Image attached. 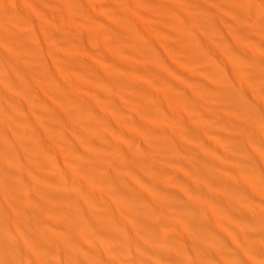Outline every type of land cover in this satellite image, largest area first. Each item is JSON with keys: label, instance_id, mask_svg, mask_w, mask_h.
I'll list each match as a JSON object with an SVG mask.
<instances>
[{"label": "bare ground", "instance_id": "obj_1", "mask_svg": "<svg viewBox=\"0 0 264 264\" xmlns=\"http://www.w3.org/2000/svg\"><path fill=\"white\" fill-rule=\"evenodd\" d=\"M48 1L0 0V264H264V0Z\"/></svg>", "mask_w": 264, "mask_h": 264}, {"label": "rangeland", "instance_id": "obj_2", "mask_svg": "<svg viewBox=\"0 0 264 264\" xmlns=\"http://www.w3.org/2000/svg\"><path fill=\"white\" fill-rule=\"evenodd\" d=\"M102 2H103V4H104V7H105V9H109V10H114L113 12H114V14H113V16H114V18H116V20L114 21V22H112L111 24H107V28H108V30H109V32L111 33V34H114V35H121L122 34V26L121 25H119L118 24V22L121 20V16H122V14H121V12L120 11H117L116 9H115V7H114V4H113V2H112V0H102ZM56 8H57V3L55 2V0H49L48 2H47V4H46V9L47 10H49V12H51V15H52V17L53 18H55V19H57L58 18V14H57V10H56ZM178 16H179V18L183 21V22H186V20L187 19H184L183 18V16H182V12H178ZM263 26H264V23L262 24ZM261 25V26H262ZM71 36H70V40H71V44H72V46L73 47H75V48H77V49H81V50H85V51H87L88 53H90L91 55H93V56H96V55H100V53H99V47L97 46L96 47V45H94V43H93V41H92V39L91 38H89L86 34H83V33H80V32H72L71 34H70ZM181 44H183L184 46H185V48H186V50L190 53V57H191V55H194V56H196L197 58H195L198 62H199V64H200V62H202V63H204L206 60H208V59H212V60H216V58L214 57V56H210V57H207V53H206V51L205 50H203V51H201V52H199V50L198 49H203V46L201 47V42H200V40L198 39V38H185L184 40H183V43H181ZM192 51V52H191ZM97 57V56H96ZM205 64V63H204ZM5 75H6V69H5V67H2V68H0V78H4L5 77ZM4 89H6L3 85H0V98L1 99H5L6 98V96H4L3 94H2V92H3V90ZM5 95H6V92H5ZM14 140H15V138H14ZM14 142V144H16V141H13ZM3 144L4 143H2L1 144V146L3 147ZM81 144H79V147L78 148H80L79 150L81 151L83 148H86V147H84V145L82 146H80ZM15 147H16V152H17V154H18V156H19V151H18V148H17V146L16 145H14V149H15ZM81 147H83V148H81ZM11 150V151H13V155L11 156V155H9V156H11L12 158H13V160H16L15 159V154H14V151L15 150ZM60 150H63L62 151V153H64V150H65V147L63 148V147H61V148H59ZM46 151V150H45ZM83 151V150H82ZM15 152V153H16ZM2 153V152H1ZM1 153H0V162H1V160H3L2 162L3 163H6L5 165H7V164H10V161L9 160H11V157H9L8 155H6L8 158H10L9 160H6V159H8V158H6V156L4 155H1ZM12 154V153H11ZM16 154V155H17ZM72 157V156H71ZM2 158V159H1ZM4 158H6V159H4ZM4 160H6L5 162H4ZM9 162V163H8ZM11 162H12V160H11ZM17 161H15V163H16ZM3 163H1L2 165H3ZM13 163H14V161H13ZM17 164V163H16ZM5 165H3L4 167H5ZM10 165H12V164H10ZM8 166V165H7ZM13 166V165H12ZM15 166V165H14ZM6 168V167H5ZM10 177V176H9ZM0 178H1V176H0ZM2 179V178H1ZM10 180V179H9ZM8 180V181H9ZM111 187H113L112 185H111ZM108 212L110 213V216H111V212L108 210ZM123 221V220H122ZM124 222V221H123ZM118 230L122 233V236H123V239H127L128 238V236H124V233H125V225H120L119 227H118ZM1 239V241H2V238H0ZM16 249V248H15ZM15 249L14 248H12V250H14V252H15ZM13 252V253H14ZM18 253H19V251H18ZM20 254V253H19ZM16 257H11L10 258V260H9V258L8 257H4V259L6 258H8L7 259V261H6V259L5 260H3L4 262H6V264H17V262L18 261H20L22 258H24L25 256L24 255H20V257L19 258H17L18 256H17V250H16V252H15V254H14ZM21 256H23V257H21ZM190 259H192V256H190L189 257ZM16 261H15V260ZM25 260V259H24ZM2 261V262H3ZM9 261V262H8ZM10 261H11V263H10ZM21 261H23V259L21 260ZM8 262V263H7ZM180 263H182L181 261H180ZM4 264V263H3Z\"/></svg>", "mask_w": 264, "mask_h": 264}]
</instances>
